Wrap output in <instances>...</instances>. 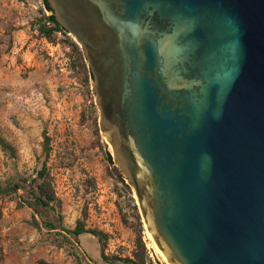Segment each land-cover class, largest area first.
Instances as JSON below:
<instances>
[{"label": "water", "instance_id": "water-1", "mask_svg": "<svg viewBox=\"0 0 264 264\" xmlns=\"http://www.w3.org/2000/svg\"><path fill=\"white\" fill-rule=\"evenodd\" d=\"M170 264H264V0H44Z\"/></svg>", "mask_w": 264, "mask_h": 264}, {"label": "rangeland", "instance_id": "rangeland-1", "mask_svg": "<svg viewBox=\"0 0 264 264\" xmlns=\"http://www.w3.org/2000/svg\"><path fill=\"white\" fill-rule=\"evenodd\" d=\"M48 15L43 0H0V134L16 149L11 158L0 145V180L28 177L30 182L36 177L46 159L48 135L47 166L62 202V219L51 210L45 219L70 229L83 220L87 228L102 230L108 235L107 259L92 234L76 238L42 224L40 231L36 222L41 223V216L34 218L33 209L23 203L27 187L0 196V264H36L40 259L55 264H130L114 257L134 259L137 252H143L149 264H169L157 251L136 193L104 140L92 79L73 67L76 42L63 40L72 46L67 67L71 74L61 71L63 58L47 53L38 27L48 22ZM52 37L48 39L55 41V34Z\"/></svg>", "mask_w": 264, "mask_h": 264}, {"label": "trees", "instance_id": "trees-1", "mask_svg": "<svg viewBox=\"0 0 264 264\" xmlns=\"http://www.w3.org/2000/svg\"><path fill=\"white\" fill-rule=\"evenodd\" d=\"M43 3L45 5V1L43 0ZM46 8V5H45ZM47 10V8H46ZM48 22H43L39 27L38 30L40 34L43 36H46L50 40H53V34L57 30H65L63 27L59 25V23L50 15L46 17ZM74 52L76 53V58L73 61V67L76 69L78 68V71H83L87 73L89 78L91 79V73L90 69L87 66V62L85 60V57L83 55L82 49L80 46L76 43L73 44ZM50 137L48 135H45V141H44V153L46 156V159L44 160L42 167L37 171L36 177L30 180L29 178H22L19 181H9V182H2L0 180V196H6V195H13L17 192H19L20 189H27V196L24 197L23 203L27 205L29 208H32L34 211L33 217L35 218L36 215L41 216L42 221L41 223L36 222L37 227L41 231V224L44 228L47 230L53 231L61 229L67 234L79 238L81 235L89 233L93 236L98 238V241L101 245V251L102 256L104 259H107V255L105 254L106 250V241L108 238V235L103 232L102 230L96 229V228H87L86 224L83 220H79L77 222V225L74 229H70L62 225L61 223H57L55 220L52 219H45L46 214L49 213V211L58 212L59 220L61 221L62 215L59 211L61 208V200L57 197L55 189L53 187L51 174L48 170L47 166V158L50 154ZM0 145L2 147V150L11 158L16 157V149L15 147L0 134ZM109 161H112V157L109 154L108 155ZM137 209V206L135 207ZM67 240L68 238L65 237ZM143 251L145 250V245H142ZM145 252V251H144ZM3 256L2 249L0 250V262L1 258ZM135 258H120V257H114L115 261H124L126 263L130 264H149L147 262L146 255L142 253H136ZM36 264H55L54 262H49L44 259H40L36 262Z\"/></svg>", "mask_w": 264, "mask_h": 264}, {"label": "built area", "instance_id": "built-area-1", "mask_svg": "<svg viewBox=\"0 0 264 264\" xmlns=\"http://www.w3.org/2000/svg\"><path fill=\"white\" fill-rule=\"evenodd\" d=\"M54 34L56 36L55 41H50L46 36H43L45 43H47V45H48L47 46V48H48L47 53L50 56L56 55L57 58H60V59L63 58L65 62L63 63V67H60L61 71L63 72L65 70L67 72V74H71L72 71L69 70L67 67H69L71 64L70 54L72 51V46H71V44L66 43L63 40L66 39L67 37H70L73 41H75V39L66 30H57ZM94 102H95V99H94Z\"/></svg>", "mask_w": 264, "mask_h": 264}, {"label": "bare ground", "instance_id": "bare-ground-1", "mask_svg": "<svg viewBox=\"0 0 264 264\" xmlns=\"http://www.w3.org/2000/svg\"><path fill=\"white\" fill-rule=\"evenodd\" d=\"M112 148V147H111ZM151 235V234H150ZM151 238H152V240H153V242H154V239H153V237H152V235L150 236ZM155 243V242H154ZM157 247V246H156ZM157 251L159 252V250H158V248H157ZM160 253V252H159ZM161 255V254H160ZM161 257L163 258V259H165L166 260V262H168V260H167V258H166V256H163V255H161ZM169 263V262H168ZM170 264V263H169Z\"/></svg>", "mask_w": 264, "mask_h": 264}, {"label": "crops", "instance_id": "crops-1", "mask_svg": "<svg viewBox=\"0 0 264 264\" xmlns=\"http://www.w3.org/2000/svg\"><path fill=\"white\" fill-rule=\"evenodd\" d=\"M22 48H23V47H22ZM22 48H20V49H22ZM20 49H19V50H20ZM22 54L26 55V52L24 51V52H22Z\"/></svg>", "mask_w": 264, "mask_h": 264}]
</instances>
